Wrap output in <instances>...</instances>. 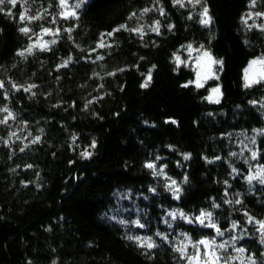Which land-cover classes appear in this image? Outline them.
<instances>
[{
    "label": "trees",
    "instance_id": "16d2710c",
    "mask_svg": "<svg viewBox=\"0 0 264 264\" xmlns=\"http://www.w3.org/2000/svg\"><path fill=\"white\" fill-rule=\"evenodd\" d=\"M67 2L0 6V264H190L200 240L219 264H264V183L247 179L264 166V82L244 78L264 0ZM189 45L222 61L200 87Z\"/></svg>",
    "mask_w": 264,
    "mask_h": 264
},
{
    "label": "snow or ice",
    "instance_id": "6c2138e0",
    "mask_svg": "<svg viewBox=\"0 0 264 264\" xmlns=\"http://www.w3.org/2000/svg\"><path fill=\"white\" fill-rule=\"evenodd\" d=\"M18 0H0V6H3L5 3L7 4H10L12 7H15L16 4H17ZM175 3H178L180 4L182 7L184 6L183 5V0H174ZM191 2V0H190ZM200 0H195V3H199ZM60 6L62 8H68V2L67 0H60ZM75 7H79V4H77ZM4 11L3 7H0V12ZM145 12L149 11V9H145L144 10ZM8 15H11L12 13L9 11L7 13ZM161 14H163V10L161 9ZM62 16H64V18H68L70 16H75L76 15V12L75 11H65V12H62L61 13ZM133 16L135 15V13L132 14ZM257 15H264V14H261V13H258ZM201 23L204 24V25H207L209 23H211V17L209 16L208 14V8L205 7L203 12L201 13ZM38 17H30V16H26L24 13H22L20 15V19L23 21L25 19H37ZM129 19H131V17H129ZM264 27V26H262ZM121 28H126V25H121L120 28H117V29H113L112 32H108V33H101V40L100 42L98 43L97 47H100V48H103V47H106L108 45H106L104 43V37L105 35L107 36H112L114 32H117L119 31ZM153 31H156L158 32L159 31V21L156 22V26L153 27L152 29ZM21 32H24V33H28L30 31V29H28L27 27L25 28H21L20 29ZM50 30L49 29H44L43 32L44 33H48ZM132 31H136V32H141V29L137 28V29H132ZM52 43H55V41H52ZM48 46L47 42H44V43H37L35 45H30L29 48L27 49V52L31 53L32 52V49L33 47H40L42 50L43 49H46ZM189 49H191V45L188 46ZM20 55H24L23 52L20 53ZM203 57L206 58V67H207V71L209 73H211V67L213 64H218V63H222V61H217V60H214L212 57H211V54L208 53V52H204L203 53ZM102 58V57H101ZM176 60L178 62H180V57L177 56L176 57ZM67 64V61H65V65H62V66H66ZM254 65H259L260 67L255 70L251 76H249V69H252ZM197 67L198 68H201L202 67V63H201V59L198 58L197 60ZM200 72L198 71L197 72V79L199 81L200 79ZM148 80H151V75L149 74V77H148ZM261 82H264V58H260L258 60H253L250 62L249 64V68L248 69H245V87H250L252 86L253 84H258V83H261ZM2 82H0V87H2ZM145 87L147 86V82L145 83L144 85ZM197 86L200 87L202 86V84L200 83H197ZM31 87H35L34 85H31L29 86V89H25L26 91L30 90ZM213 93H216L217 96L213 97V96H209L207 99H209L210 101L211 100H214V102H219V88H216V89H213L212 90ZM3 111H7V109H3ZM9 115H11V113H9ZM39 139V138H37ZM254 142V141H253ZM94 146V144H93ZM83 155L85 157L91 155V153H88V152H85L83 153ZM256 153L253 152L252 156H253V159H255L256 157ZM188 157L186 156L185 159H187ZM146 167L150 168V169H154L155 168V165L153 163H148L146 165ZM154 175H163L164 172H163V168L160 169L159 172H155L153 173ZM249 183H251L253 180H259L261 183H264V168H261V169H258L257 172L255 173V175H249L247 177ZM170 189L173 190V193L174 195L179 198V192H180V188L179 186L177 185V182L175 180H172L171 181V184L169 185ZM236 203H240V201H236ZM171 215L173 216V218H175L176 216V213H171ZM179 215L181 216H184V213H179ZM211 216L212 214L210 212H206V211H203L201 210V213L199 216H197L195 219L197 221H199L200 224H204L205 220H210L211 219ZM185 219H189L188 217L184 216ZM253 218L252 217H249V222H252ZM189 222H191V220H189ZM137 224H139V221L136 222ZM257 223H259L260 225V231L262 233H264V221H257ZM211 227H216L215 224H211L210 225ZM140 227H143V225H140ZM233 228L236 227V224L233 223L232 225ZM218 233H219V230H217ZM222 234V233H220ZM159 235V234H158ZM129 239H135L137 242L140 243V246L142 247H147L149 249L155 247V245L151 242V238L148 237V238H144L143 240H141L140 237H129ZM214 240H200L198 241L197 245H194V247H197L198 249V245H204L205 248H212V246L214 245ZM220 248H224L225 245L221 244L219 245ZM177 251L181 252V255H185V248H178ZM238 252H243L245 251L244 249H237ZM205 256L207 257V259L205 260H202L201 258V255H200V252H199V249L197 250V253L193 256H190L188 257L189 261H190V264H219V260H220V257L216 255V252L214 250L210 251V252H206L205 253ZM225 264H227V261L225 262ZM253 264H255V262H253Z\"/></svg>",
    "mask_w": 264,
    "mask_h": 264
},
{
    "label": "rangeland",
    "instance_id": "374dc122",
    "mask_svg": "<svg viewBox=\"0 0 264 264\" xmlns=\"http://www.w3.org/2000/svg\"><path fill=\"white\" fill-rule=\"evenodd\" d=\"M45 42V40L43 39V38H41L40 40H39V43H44ZM204 52H208L206 49H204V48H195V47H192L191 46V49H189V47L187 48V50H186V60L187 61H189L191 64H192V66H193V69H194V81H195V83L197 84V83H200V84H203L204 82H206L207 80H211L212 78H214V76H215V71H214V64L212 65V67H211V73H209L208 71H207V67H206V58H204L203 57V53ZM209 53V52H208ZM212 57V56H211ZM198 58H200L201 59V63H202V67L201 68H198L197 67V60H198ZM213 58V57H212ZM260 58H264V56H260V57H257V58H254V59H252L251 61H253V60H258V59H260ZM250 61V62H251ZM250 62L248 63V65L245 67V69H248L249 68V64H250ZM260 66L259 65H254L253 66V68L252 69H249V76H251L252 75V73L255 71V70H257L258 68H259ZM245 69H244V78H245ZM200 72V79H199V81H198V79H197V72ZM216 89V88H215ZM213 90V89H212ZM211 90V96H213V97H215V96H217V94L216 93H213V91ZM262 168H264V166L262 167ZM257 171H256V169H255V171L252 173V175H255V173H256ZM204 246V245H203ZM213 249L212 248H205V246H204V250H203V253L199 250V252H200V255H201V258H202V260H205V259H207V257L205 256V253L206 252H210V251H212ZM196 254V253H195Z\"/></svg>",
    "mask_w": 264,
    "mask_h": 264
}]
</instances>
